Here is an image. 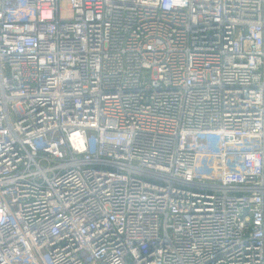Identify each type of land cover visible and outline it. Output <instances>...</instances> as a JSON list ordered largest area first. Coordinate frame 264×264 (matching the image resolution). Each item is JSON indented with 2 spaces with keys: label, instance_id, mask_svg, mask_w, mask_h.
I'll return each instance as SVG.
<instances>
[{
  "label": "built area",
  "instance_id": "1",
  "mask_svg": "<svg viewBox=\"0 0 264 264\" xmlns=\"http://www.w3.org/2000/svg\"><path fill=\"white\" fill-rule=\"evenodd\" d=\"M0 0V264H264V0Z\"/></svg>",
  "mask_w": 264,
  "mask_h": 264
},
{
  "label": "rangeland",
  "instance_id": "2",
  "mask_svg": "<svg viewBox=\"0 0 264 264\" xmlns=\"http://www.w3.org/2000/svg\"><path fill=\"white\" fill-rule=\"evenodd\" d=\"M69 0H61V16L63 18H71L74 15V11L69 8Z\"/></svg>",
  "mask_w": 264,
  "mask_h": 264
}]
</instances>
